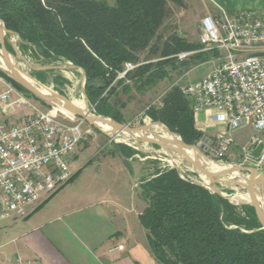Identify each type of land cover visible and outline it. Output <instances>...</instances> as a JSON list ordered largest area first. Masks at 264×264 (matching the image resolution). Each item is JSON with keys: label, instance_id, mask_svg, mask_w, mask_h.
<instances>
[{"label": "trees", "instance_id": "trees-1", "mask_svg": "<svg viewBox=\"0 0 264 264\" xmlns=\"http://www.w3.org/2000/svg\"><path fill=\"white\" fill-rule=\"evenodd\" d=\"M113 1V5H107L96 0H0V18L27 47H33L38 61L64 58L83 69L86 93L97 113L123 122V115L110 103V97L124 83L121 79L113 85L125 63H137L139 53L148 47L153 54L166 57L156 65L141 63L127 73L132 74L141 90L167 75L164 66L174 65L178 52L200 48L201 44L178 34L166 39L161 47L152 44L168 15L169 0ZM23 43L21 46H26ZM209 56L210 53H198L191 59L205 60ZM123 86L125 92L131 89L130 85ZM147 114L177 132L188 144L194 145L204 136L196 127L191 100L178 86H172L161 105L150 107ZM115 152L128 164L134 153L131 147L121 144H116ZM140 196L147 202L139 215L140 222L160 262L264 264V228L253 206L235 205L183 177L175 167L145 179L140 184Z\"/></svg>", "mask_w": 264, "mask_h": 264}, {"label": "built area", "instance_id": "built-area-1", "mask_svg": "<svg viewBox=\"0 0 264 264\" xmlns=\"http://www.w3.org/2000/svg\"><path fill=\"white\" fill-rule=\"evenodd\" d=\"M199 43L200 48L180 51L175 58L185 61L210 53L195 66L209 65V70L196 80L174 85L191 100L194 113L213 108L217 119L227 124L228 130L217 133L215 140L203 137L213 157L230 153L231 131L249 126L253 134L242 147V163L264 172V10L208 13L199 22ZM141 63L145 62H126L117 79L126 78ZM18 93L0 77L3 112L28 104L23 94L14 99ZM81 124L65 123L53 110L34 111L16 123L0 115V223L23 219L31 205L69 182L74 154L90 132ZM261 144L255 157L253 151ZM10 264L35 263L16 257Z\"/></svg>", "mask_w": 264, "mask_h": 264}, {"label": "crops", "instance_id": "crops-1", "mask_svg": "<svg viewBox=\"0 0 264 264\" xmlns=\"http://www.w3.org/2000/svg\"><path fill=\"white\" fill-rule=\"evenodd\" d=\"M203 2L214 12L264 10V0ZM206 71L207 68L194 73L191 80L200 78ZM20 94L27 98V105L14 106L8 112L0 109V115L9 123L23 121L34 111L46 110L40 100L24 93L15 94L14 99ZM217 114L213 108L195 113L196 127L212 140L217 133L228 130ZM231 134L234 143L230 156L236 157L249 143L253 129L247 126L232 130ZM78 159L72 162V167L73 174L79 173L71 182L31 205L23 219L0 223V264H10L16 257L35 264H164L155 257L148 231L139 218L147 206L140 196V184L153 174L137 181L130 159L128 164L112 151L102 160L88 164L94 169L89 177H84L88 165L78 167ZM78 178L82 179L84 192L70 197L62 195L65 187ZM128 191L130 199L123 197Z\"/></svg>", "mask_w": 264, "mask_h": 264}, {"label": "rangeland", "instance_id": "rangeland-1", "mask_svg": "<svg viewBox=\"0 0 264 264\" xmlns=\"http://www.w3.org/2000/svg\"><path fill=\"white\" fill-rule=\"evenodd\" d=\"M96 1L107 5L114 4L113 0ZM168 8V15L166 16L163 24L158 29L157 35L152 44L158 43V47H161L163 42L166 39H169L174 34H178L179 36L189 41L199 43V22L201 18L207 15L208 13H214V11L208 10L209 5L203 2V0H182V3H178L174 0H169ZM5 39L6 46L11 53V58L22 69L30 73L36 82L43 86H46L47 88H50L52 91L61 94L71 100L75 98L83 99L84 91L87 95L86 89L83 91L82 73L79 70L67 68L66 66L69 65V61L64 58H58L57 60L43 59V61H38L35 55L33 54V47H31L30 45H28L27 47V44L23 43L21 39L16 35H6ZM13 43L16 45L18 51L21 53V56H19L15 52L13 48ZM22 43L26 44V46H21ZM165 58L166 57H161L159 53L153 54L151 52L150 47H148L139 53L138 62H152L153 65H156L159 60L163 61ZM201 61L203 60H194L190 58L188 60H185V62H187L186 64H183L182 61L176 59L174 65L167 64L164 66V68L167 70V75L164 78L158 80L155 84L146 86L141 90H139L138 85L135 84L136 80L132 78V74L126 76V78H121L122 80H124V83L119 86L117 88L116 93L110 97V103L112 105H115L116 110H119L123 115L124 121L122 123H128L130 126H140L149 122L153 123L154 121L147 114L148 109L152 106L161 105L163 97L165 96L167 91L172 86H174L176 82H189L193 78L194 73L203 71L206 68L208 71L210 68L209 65L195 68V66L198 65ZM42 65H62L65 68L39 71L34 69V67H39ZM121 79H116L113 82V85L116 83L117 80ZM123 85H130L131 89L128 92H125L123 90ZM19 92L23 93L20 90ZM105 94H107V92ZM34 95L35 94L33 93L27 96L36 100V95ZM42 104L44 105V109L53 110L54 114L59 120L64 121L65 123H68L70 125L82 123L81 125L84 130H90L89 133L85 134L83 141L81 142L76 153L74 154L73 161L78 158L79 159L77 160V163L80 161L78 167L102 160L104 156H107L112 151L116 150V144H121L131 147L134 151V153L130 157V161L134 167L135 179L137 181L142 178H146L167 167L177 166L179 170H181V172L186 174L189 178L203 183H207V179L201 173L197 172L195 168L186 160L177 164H173L171 162L173 159V154L180 155V153L175 150L168 151L158 144L147 143L142 140L135 142L133 139L128 137V134H119L111 137L110 135L102 132L101 130L96 129L94 126L89 125L84 119L76 115L69 113L67 114L58 109L55 110L53 105L44 102H42ZM89 107L93 110L94 113L98 114L95 105L90 100ZM208 143L209 142H206L205 139L202 138L196 144H194L202 151L203 160L207 162H216L221 167H229L238 164L246 165L242 163L241 154H237V156L234 157L230 156V153H228L222 159H217L213 157L209 153ZM92 169H94L93 165H88V167L85 168L84 177H89V172H91ZM73 171L74 167H72V174ZM241 173H244L245 175L248 174L247 171H241ZM223 178L230 179V176H225ZM81 181L82 179L78 178L73 183L66 186L63 190L62 195H64L65 197H70L77 193H83L84 190ZM137 185H139V183ZM218 187L226 194H228L230 199L235 203H247L249 201L250 192L246 187L242 185L240 186L233 184L232 186H228L222 182L218 183ZM256 188L258 189V195L261 206L264 209V194H261L259 185H257ZM137 191L138 190L136 189L134 191L136 192V195ZM123 197L126 199L132 198V196H130L129 191L126 194L124 193ZM239 213L243 217H247L244 212Z\"/></svg>", "mask_w": 264, "mask_h": 264}, {"label": "water", "instance_id": "water-1", "mask_svg": "<svg viewBox=\"0 0 264 264\" xmlns=\"http://www.w3.org/2000/svg\"><path fill=\"white\" fill-rule=\"evenodd\" d=\"M0 21L3 23V31L0 30V77L5 79L6 81L13 84L18 90L23 93L33 92L37 97L41 98L45 102L50 105H56L65 112L69 114L76 115L82 119H84L89 125L94 126L96 129L101 130L102 132L113 137L114 135L119 134H128V137L137 135L140 137L139 140L135 141H144L147 143L158 144L162 146L164 149L170 151L175 150L182 154L183 161L186 160L190 163L197 172L201 173L206 179L207 183H203L200 181L193 180L189 178L186 174L182 173L181 170L177 166V168L183 177L189 178L194 182L201 184L208 189H210L214 193H218L223 197L227 198L231 203L235 205H243L248 204L255 208L258 220L264 228V209L261 206L257 185L260 186L261 194H264V172L259 171L258 169L247 166V165H232L229 167H220L219 169H211L208 166H205L202 163V151L196 146L186 143L183 138L174 131H171L164 123L159 121H154L153 124H159L164 126L166 133H168L172 138L164 137L162 135H154V136H145L143 135L144 131L149 129L148 124H143L140 126H130L128 123H122L116 121L114 118L109 116L96 114L89 107V100L87 95L85 94V82H86V73L83 69L77 68L72 63H69L66 66L69 69L81 70L83 77V91L86 105L84 107H80L76 105L71 99L58 94L52 91L50 88L43 86L36 82L32 75L22 69L14 60L11 58V53L6 46V35L13 34L19 37L17 34H14L12 31L8 30L0 18ZM13 48L15 52L21 56V53L18 51L16 45L13 43ZM65 67L62 65H42L39 67H34L35 70H52V69H64ZM103 126H107L108 129L103 128ZM156 136V137H155ZM263 148V144L259 145L254 151L253 155L257 157ZM194 149L196 152L191 155L188 150ZM241 171H247L248 174L245 175L241 173ZM235 173L239 174V177L236 179L231 178V176ZM230 176V179H224L223 177ZM240 178V179H239ZM225 183L228 186L234 185H242L246 187L250 192V198L247 203H235L232 201L228 194L219 189L218 183Z\"/></svg>", "mask_w": 264, "mask_h": 264}, {"label": "bare ground", "instance_id": "bare-ground-1", "mask_svg": "<svg viewBox=\"0 0 264 264\" xmlns=\"http://www.w3.org/2000/svg\"><path fill=\"white\" fill-rule=\"evenodd\" d=\"M0 30H2L3 31V23L0 21ZM70 63V62H69ZM76 70V69H75ZM79 71L81 72V70L79 69ZM82 73V72H81ZM82 82H83V78H82ZM76 105H78V106H80V107H84L85 105H86V103H85V98L83 97V99H81V98H75V99H73L72 100ZM54 107V109L55 110H60V111H63V112H65L64 110H62L61 108H59L58 106H56V105H54L53 106ZM65 113H67V112H65ZM68 114V113H67ZM148 124V127H149V129L147 130V131H144L143 132V135H145V136H154V135H162V136H164V137H168V138H172L168 133H166V131H165V129H164V126H162V125H159V124H153V123H151V122H149V123H147ZM103 128H105V129H108V127L107 126H103ZM131 137V139H133L134 141H137V140H139L140 139V137L139 136H137V135H134V136H130ZM189 151V153L191 154V155H193L196 151L194 150V149H190V150H188ZM183 161V156H182V154H180V155H177V154H173V159H172V163L173 164H177V163H180V162H182ZM202 163L205 165V166H208V167H210L211 169H214V170H216V169H219L221 166L219 165V164H217L216 162H213V161H205V160H203L202 159ZM238 175L239 174H237V173H235V174H233L232 176H231V178H233V179H235V178H237L238 177ZM258 190V189H257Z\"/></svg>", "mask_w": 264, "mask_h": 264}]
</instances>
